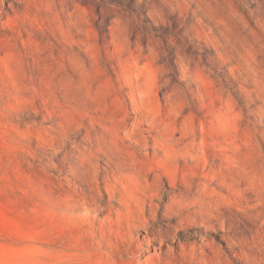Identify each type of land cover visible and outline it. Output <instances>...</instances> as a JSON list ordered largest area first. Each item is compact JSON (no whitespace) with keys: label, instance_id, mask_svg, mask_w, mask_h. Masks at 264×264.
<instances>
[{"label":"rangeland","instance_id":"1","mask_svg":"<svg viewBox=\"0 0 264 264\" xmlns=\"http://www.w3.org/2000/svg\"><path fill=\"white\" fill-rule=\"evenodd\" d=\"M0 264H264V0H0Z\"/></svg>","mask_w":264,"mask_h":264},{"label":"bare ground","instance_id":"2","mask_svg":"<svg viewBox=\"0 0 264 264\" xmlns=\"http://www.w3.org/2000/svg\"><path fill=\"white\" fill-rule=\"evenodd\" d=\"M182 184V183H181ZM184 185V184H183ZM177 186V185H176ZM178 188V187H177ZM115 189V188H114ZM117 191V190H116ZM163 193V192H162ZM122 194V193H121ZM113 195H114V193H113ZM116 195V194H115ZM167 195V194H166ZM162 197H163V195H162ZM154 200V199H153ZM157 200H158V198H157ZM157 202V201H156ZM161 202V201H160ZM156 204V203H155ZM151 206H152V204H150ZM157 205H158V203H157ZM156 207V206H155ZM152 208V207H151ZM154 209H157V207L156 208H154ZM160 209V208H159ZM158 210V209H157ZM167 216V215H166ZM156 217V216H155ZM168 218H170V217H168ZM173 218V217H172ZM147 220H149V219H147ZM155 220V218H153V221ZM196 220V219H195ZM144 221V220H143ZM191 221H193V220H191ZM145 222V221H144ZM191 223V222H190ZM194 223V222H193ZM146 224V223H145ZM196 224V223H195ZM192 226H193V224H192ZM175 227V226H174ZM186 229V228H185ZM184 229V230H185ZM189 230V229H188ZM179 231V230H178ZM190 231V230H189ZM176 233V232H175ZM187 233V232H186ZM188 234V233H187ZM191 235V234H190ZM190 237V236H189Z\"/></svg>","mask_w":264,"mask_h":264}]
</instances>
